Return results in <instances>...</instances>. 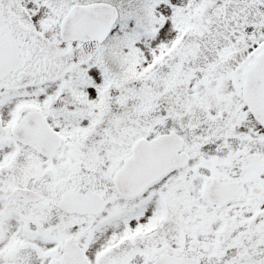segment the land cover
I'll return each instance as SVG.
<instances>
[{
	"label": "snow or ice",
	"instance_id": "6c2138e0",
	"mask_svg": "<svg viewBox=\"0 0 264 264\" xmlns=\"http://www.w3.org/2000/svg\"><path fill=\"white\" fill-rule=\"evenodd\" d=\"M0 264H264V0H0Z\"/></svg>",
	"mask_w": 264,
	"mask_h": 264
}]
</instances>
